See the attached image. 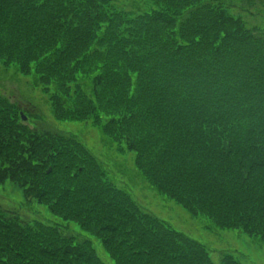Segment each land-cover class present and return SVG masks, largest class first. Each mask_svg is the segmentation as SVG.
I'll return each mask as SVG.
<instances>
[{
    "label": "trees",
    "instance_id": "trees-1",
    "mask_svg": "<svg viewBox=\"0 0 264 264\" xmlns=\"http://www.w3.org/2000/svg\"><path fill=\"white\" fill-rule=\"evenodd\" d=\"M241 1L0 0V68L32 77L56 121L131 153L159 197L264 245V30ZM19 113L0 96V186L61 222L0 206V264H105L58 224L113 264H238L143 210L75 135Z\"/></svg>",
    "mask_w": 264,
    "mask_h": 264
},
{
    "label": "rangeland",
    "instance_id": "rangeland-1",
    "mask_svg": "<svg viewBox=\"0 0 264 264\" xmlns=\"http://www.w3.org/2000/svg\"><path fill=\"white\" fill-rule=\"evenodd\" d=\"M142 1L140 0V3ZM260 3V0H251L250 4L241 1L238 12L249 26L264 30V6L261 7ZM0 96L14 103L24 114L27 113L30 124L48 125L75 135L88 151L106 166L137 205L169 224L177 232L204 245L213 262H218L222 254L229 253L238 264H264L263 244L236 230L215 228L205 218L190 215L173 201L159 197L136 175L133 155L130 153L121 156L111 150L106 151L107 148L95 128L84 122L56 121L51 115L48 97L42 93L32 77L4 72L0 68ZM0 206L17 211L28 220L39 219L48 224L61 222L55 220L44 207L25 203L20 191L9 185L0 186ZM58 225L65 234L89 240L99 259L105 264H113L99 240L77 231L75 227L73 229L71 225Z\"/></svg>",
    "mask_w": 264,
    "mask_h": 264
}]
</instances>
